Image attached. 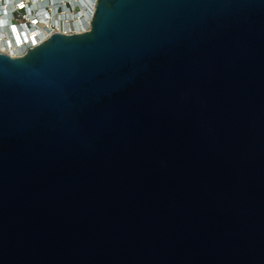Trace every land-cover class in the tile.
I'll use <instances>...</instances> for the list:
<instances>
[{"label":"water","instance_id":"obj_1","mask_svg":"<svg viewBox=\"0 0 264 264\" xmlns=\"http://www.w3.org/2000/svg\"><path fill=\"white\" fill-rule=\"evenodd\" d=\"M0 264H264V0H97L0 53Z\"/></svg>","mask_w":264,"mask_h":264},{"label":"built area","instance_id":"obj_2","mask_svg":"<svg viewBox=\"0 0 264 264\" xmlns=\"http://www.w3.org/2000/svg\"><path fill=\"white\" fill-rule=\"evenodd\" d=\"M97 0H0V53L19 57L34 47L26 37L38 43L52 34L74 35L87 32ZM13 29L24 36L17 55H11ZM12 38V37H11ZM13 41V40H12ZM10 42V44H9ZM22 48V50H21Z\"/></svg>","mask_w":264,"mask_h":264},{"label":"bare ground","instance_id":"obj_3","mask_svg":"<svg viewBox=\"0 0 264 264\" xmlns=\"http://www.w3.org/2000/svg\"><path fill=\"white\" fill-rule=\"evenodd\" d=\"M10 36L12 37V38L10 37V39H11L10 42L13 45V48L10 51L11 52V55H17L18 52L20 51V49L19 48H16V46L20 43L21 40L24 41L23 40L24 39V36L22 37L21 35H19L16 29L15 30L13 29V33H11ZM26 40H27V42L29 41L28 43H30L32 45H37V43H38L37 39L34 38V36H33V38H29V36H27L26 37ZM10 42H9V44H10ZM20 45L21 44H19L18 46H20ZM21 50H22V48H21Z\"/></svg>","mask_w":264,"mask_h":264}]
</instances>
